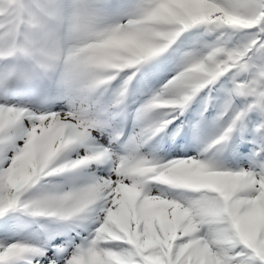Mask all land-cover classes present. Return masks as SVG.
<instances>
[{
  "label": "snow or ice",
  "instance_id": "obj_1",
  "mask_svg": "<svg viewBox=\"0 0 264 264\" xmlns=\"http://www.w3.org/2000/svg\"><path fill=\"white\" fill-rule=\"evenodd\" d=\"M151 2L170 9L169 22L180 20L174 41L198 27L215 38L186 52L177 74L135 110L139 130L126 144L121 145L124 133L115 123L126 101L119 102L115 92L108 103L94 105L58 87L67 105L61 111H33L0 98V236L5 237L0 264H264V0ZM113 9L118 16L127 14L119 6ZM226 17L242 23H227ZM127 43L119 34L107 41L111 48ZM191 73L198 74L194 81ZM225 77L230 87L224 89L217 120H228L209 148L244 131L255 114L260 139L248 168H225L207 155L208 148L197 156L181 151L187 141L180 117L206 89L207 111L213 88ZM176 128L178 138L162 146L173 158L141 152L154 137ZM66 151L76 158L61 160ZM81 168L91 170L84 186L23 199L41 178ZM209 191L215 194L217 215L231 218L225 251L202 247L181 223L182 208L200 207ZM19 206L75 227L10 239L14 226L6 214ZM77 227L88 233L79 243L71 234Z\"/></svg>",
  "mask_w": 264,
  "mask_h": 264
},
{
  "label": "clouds",
  "instance_id": "obj_2",
  "mask_svg": "<svg viewBox=\"0 0 264 264\" xmlns=\"http://www.w3.org/2000/svg\"><path fill=\"white\" fill-rule=\"evenodd\" d=\"M113 6L112 0H0V98L14 102L38 89L51 93L62 86L74 99L95 105L126 67L159 58L175 42L181 22L166 19L172 15L169 8L129 0L127 14L117 16ZM226 22L242 23L235 17ZM115 34L128 43L109 47ZM134 76H126L115 90L119 102L127 101ZM197 76L190 74L193 81ZM206 197L198 208H182L181 223L202 247L225 251L231 218L217 215L213 192Z\"/></svg>",
  "mask_w": 264,
  "mask_h": 264
},
{
  "label": "rangeland",
  "instance_id": "obj_3",
  "mask_svg": "<svg viewBox=\"0 0 264 264\" xmlns=\"http://www.w3.org/2000/svg\"><path fill=\"white\" fill-rule=\"evenodd\" d=\"M189 52V51H188ZM182 53V48H180V49H178L177 51H176V56L177 55H179V54H181ZM184 54V53H183ZM173 61V60H172ZM161 84H159V82L157 83V85L155 86L156 88L157 87H159ZM163 87V86H162ZM162 87H160L158 90H160ZM63 99V96H62V94H60V96H59V102L57 103V105L55 106V107H49V105H48V109H50L51 111H61V110H67V105H66V103L62 106L61 105V103H60V100H62ZM101 105H103V103H100ZM105 104V103H104ZM61 105V106H60ZM48 109H46V110H48ZM201 137H202V133H199L197 136H196V139H197V141H200V139H201ZM101 142L102 143H106L107 142V136L105 135L104 137H102L101 138ZM117 151H122V150H120V149H116ZM142 153L144 154L145 152H144V150L142 149ZM72 188V186H70L69 187V189H71Z\"/></svg>",
  "mask_w": 264,
  "mask_h": 264
}]
</instances>
